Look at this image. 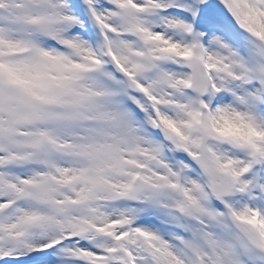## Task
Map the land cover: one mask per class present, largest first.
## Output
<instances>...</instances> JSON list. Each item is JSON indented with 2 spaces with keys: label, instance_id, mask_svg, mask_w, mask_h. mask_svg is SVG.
Returning a JSON list of instances; mask_svg holds the SVG:
<instances>
[{
  "label": "snow or ice",
  "instance_id": "snow-or-ice-1",
  "mask_svg": "<svg viewBox=\"0 0 264 264\" xmlns=\"http://www.w3.org/2000/svg\"><path fill=\"white\" fill-rule=\"evenodd\" d=\"M0 264H264V0H0Z\"/></svg>",
  "mask_w": 264,
  "mask_h": 264
}]
</instances>
